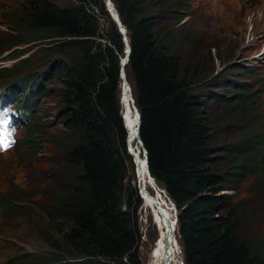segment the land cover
<instances>
[{
    "label": "trees",
    "instance_id": "obj_1",
    "mask_svg": "<svg viewBox=\"0 0 264 264\" xmlns=\"http://www.w3.org/2000/svg\"><path fill=\"white\" fill-rule=\"evenodd\" d=\"M111 1L130 45L124 70L147 167L176 207L185 263L264 264V201L253 207V197L237 198L245 180H264V134L216 145L208 114L215 94L229 110L241 106L253 114L255 84L247 69L227 68L245 80L216 76L210 52L204 58L190 52L191 33L172 23L181 0ZM14 13L33 37L49 38L47 70L60 80L56 95L63 104L54 145L76 169L75 182L62 183L45 206L52 232L45 240L63 253L58 258L83 257L76 264H140V196L131 182L130 129L119 102L123 33L104 0H22ZM214 86L231 90L219 94ZM23 87L34 95L30 84ZM33 131L25 139L34 148ZM12 199L11 192L0 193L3 212Z\"/></svg>",
    "mask_w": 264,
    "mask_h": 264
},
{
    "label": "rangeland",
    "instance_id": "obj_2",
    "mask_svg": "<svg viewBox=\"0 0 264 264\" xmlns=\"http://www.w3.org/2000/svg\"><path fill=\"white\" fill-rule=\"evenodd\" d=\"M21 2L0 0V88L8 87L14 97L12 105H22L25 95L31 98L32 106L27 118L7 122L11 141L0 144V193L15 195L11 207L4 212L0 207V264H76L83 257L58 258L56 255L63 253L48 244L47 237L52 232L45 226V206L62 183L75 182L76 169L54 145L60 126L54 122L63 104L56 95L60 80L47 70L49 38L33 37L35 32L17 20L14 11ZM111 6L116 10L112 1ZM171 14L175 29L191 33L188 36L190 52L201 53L203 58L209 52L213 55V75L222 72L245 80L240 71L231 73L227 69L234 64L245 67L247 80L255 84L251 115H246L247 109L241 106L229 110L227 103L216 94L209 101L214 144L224 145L252 134H264V0H181ZM196 46L200 48L197 52ZM215 53L222 56L221 61ZM125 78L129 83L125 85L131 88L126 74ZM28 84L34 95L24 92L23 86ZM210 88L217 89L219 94H229L231 90L224 86ZM119 102L130 129L129 149L134 161L131 182L140 196L137 209L140 264H186L177 222L174 224L177 210L161 185L156 181L155 187L150 184L145 158L143 161L144 150L135 135L137 115L123 86ZM7 114L14 115V110L9 109ZM31 129L38 137L34 148L25 139ZM221 154L223 158L228 157L227 151ZM237 194V198L253 197L250 205L260 206L264 201V180L258 183L257 178H248Z\"/></svg>",
    "mask_w": 264,
    "mask_h": 264
},
{
    "label": "water",
    "instance_id": "obj_3",
    "mask_svg": "<svg viewBox=\"0 0 264 264\" xmlns=\"http://www.w3.org/2000/svg\"><path fill=\"white\" fill-rule=\"evenodd\" d=\"M105 5H106V8L107 10L109 11L110 15L112 16V18L116 21L117 25H118V28L119 30L123 33V37H124V41H125V48H124V54L123 56H121V77H122V85H123V82L126 81V78H125V70H124V65H125V62L127 60V57L129 55V49H130V45H129V42H128V39H127V36H126V30H125V27L123 26V24L121 23L120 19H119V16L117 14V12L113 9V7L111 6V0H105ZM130 87V86H129ZM131 90V88H130ZM131 101L133 102V107H134V110H135V113L137 115V126H136V133H137V136H138V139L142 145V142L139 138V133H138V130H139V111L134 103V98L132 96V91H131ZM143 150H144V158H145V165H146V168H147V171H148V175L151 177V179L153 181L154 178L150 175L149 173V170H148V167H147V160H146V157H147V154H146V150L144 147H142ZM175 207V205H174ZM176 209V207H175ZM177 222V215L175 216L174 218V224Z\"/></svg>",
    "mask_w": 264,
    "mask_h": 264
},
{
    "label": "bare ground",
    "instance_id": "obj_4",
    "mask_svg": "<svg viewBox=\"0 0 264 264\" xmlns=\"http://www.w3.org/2000/svg\"><path fill=\"white\" fill-rule=\"evenodd\" d=\"M123 87L127 88V90H128V97H129V99L131 100V98H130V96H131V90H130V87L126 86V85H125V82H123ZM131 103H132V102H131ZM136 126H137V125H136ZM135 135H136V137H138L136 131H135ZM144 164H145V162H144ZM145 169H146V173H147L148 178H149L150 181L152 182V183H150L151 186H152V187H155L156 185H155L154 181H153V180L151 179V177L148 175V171H147L146 165H145ZM163 203H165V202L163 201Z\"/></svg>",
    "mask_w": 264,
    "mask_h": 264
}]
</instances>
